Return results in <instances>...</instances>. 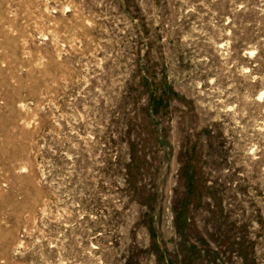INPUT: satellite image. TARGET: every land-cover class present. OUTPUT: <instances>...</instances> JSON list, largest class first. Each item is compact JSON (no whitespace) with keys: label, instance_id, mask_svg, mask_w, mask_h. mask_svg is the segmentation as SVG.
I'll return each instance as SVG.
<instances>
[{"label":"rangeland","instance_id":"1","mask_svg":"<svg viewBox=\"0 0 264 264\" xmlns=\"http://www.w3.org/2000/svg\"><path fill=\"white\" fill-rule=\"evenodd\" d=\"M0 264H264V0H0Z\"/></svg>","mask_w":264,"mask_h":264}]
</instances>
